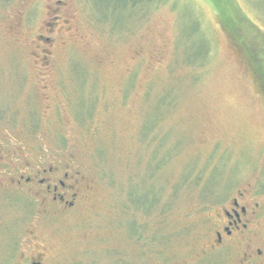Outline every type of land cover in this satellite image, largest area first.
<instances>
[{
    "label": "rangeland",
    "instance_id": "rangeland-1",
    "mask_svg": "<svg viewBox=\"0 0 264 264\" xmlns=\"http://www.w3.org/2000/svg\"><path fill=\"white\" fill-rule=\"evenodd\" d=\"M219 1L234 35L210 0L125 13L119 0H0V264L49 247L31 242L46 226L55 264L238 263L199 255L222 199L246 190L264 205V93L243 49L264 55V0ZM47 165H68L81 190L38 224L14 180ZM249 225L234 248L264 243V206Z\"/></svg>",
    "mask_w": 264,
    "mask_h": 264
},
{
    "label": "flooded vegetation",
    "instance_id": "flooded-vegetation-1",
    "mask_svg": "<svg viewBox=\"0 0 264 264\" xmlns=\"http://www.w3.org/2000/svg\"><path fill=\"white\" fill-rule=\"evenodd\" d=\"M63 166V167H62ZM60 168L54 165H47L27 171L24 175H19L16 181L18 187L24 186L31 192L33 198L38 203V209L32 215L38 218V224L52 223L57 211H66L75 207L79 198L81 187L78 182V174L70 175L67 171L68 165ZM83 179V177H80ZM27 194V192H26ZM30 194H27V196ZM247 191H237L235 195L222 199L220 205L223 206L218 214L217 224L210 229V234L206 238V247L201 255L207 260V256H215L217 253L224 252L238 254L237 264H264V243L259 242L255 247L240 244L235 247L233 244L246 237L251 232L249 225L262 213L263 204L247 197ZM29 198V199H30ZM29 204H31L30 200ZM221 219V220H220ZM216 218H214V221ZM221 221V222H220ZM45 230V231H44ZM31 232L34 245L49 242V247L35 246L27 250L26 255L21 256L19 264H55L56 250L54 247V228L46 226V229ZM234 248V249H233ZM239 249V250H238ZM235 253H232V252ZM197 256L196 260H200ZM232 258V259H233ZM205 261V260H203Z\"/></svg>",
    "mask_w": 264,
    "mask_h": 264
},
{
    "label": "trees",
    "instance_id": "trees-1",
    "mask_svg": "<svg viewBox=\"0 0 264 264\" xmlns=\"http://www.w3.org/2000/svg\"><path fill=\"white\" fill-rule=\"evenodd\" d=\"M153 1H158V0H119L120 5L118 6V9L120 10L121 8L123 13H125L126 11H135V9L140 11L141 9H144L146 5H148L150 2ZM224 1L227 4L231 3L229 2V0H224ZM210 2L212 3V6L215 9V11H217L216 14L221 19V24L223 28H225V30H227L230 34L232 33L234 35L232 29V24H233L232 14L229 11V8L227 6L224 7L222 5L223 3L219 0H210ZM246 47L247 46H245L244 48L243 46V49L245 51L248 64L252 68L251 70L253 75L257 77L264 93V55H262L261 53L260 55L255 54L253 51L252 52L249 51ZM92 109L93 107L91 108V110ZM195 179L196 181H194L193 179V183H191V185H195V184L197 185V181L199 180V178L195 177ZM205 184H208V182H206ZM204 192H208V189H205Z\"/></svg>",
    "mask_w": 264,
    "mask_h": 264
}]
</instances>
